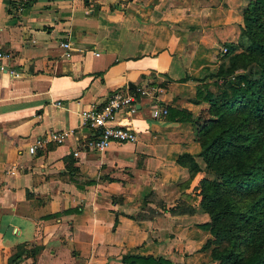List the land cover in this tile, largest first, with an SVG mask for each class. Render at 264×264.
<instances>
[{
    "label": "crops",
    "instance_id": "1",
    "mask_svg": "<svg viewBox=\"0 0 264 264\" xmlns=\"http://www.w3.org/2000/svg\"><path fill=\"white\" fill-rule=\"evenodd\" d=\"M248 1L0 0L8 55L0 60V264H124L123 256L146 255L217 264L200 249L210 234L197 226L208 217L198 209L206 175L194 124L176 117L206 107L192 100L196 85L212 79L224 43L237 41ZM144 83L155 98L116 115L136 140L82 147L81 111L114 88ZM153 100L165 114L151 116ZM62 128L72 130L62 142H37ZM180 153L199 167L192 178L175 161ZM178 200L193 212L162 208Z\"/></svg>",
    "mask_w": 264,
    "mask_h": 264
},
{
    "label": "trees",
    "instance_id": "2",
    "mask_svg": "<svg viewBox=\"0 0 264 264\" xmlns=\"http://www.w3.org/2000/svg\"><path fill=\"white\" fill-rule=\"evenodd\" d=\"M241 21L237 41L224 43L221 56L227 63L220 61L211 74L210 81H220L229 93L222 89L215 97L210 81L196 85L192 100H203L206 107L192 119L176 117L193 122L204 169L217 175L202 176L196 185L198 209L208 217L197 226L210 234L200 249H208L217 264H264V0H249L241 10ZM175 161L191 178L199 170L188 153L178 154ZM162 208L193 212L180 200ZM39 250L33 248V259ZM122 261L179 264L151 255L123 256Z\"/></svg>",
    "mask_w": 264,
    "mask_h": 264
},
{
    "label": "built area",
    "instance_id": "3",
    "mask_svg": "<svg viewBox=\"0 0 264 264\" xmlns=\"http://www.w3.org/2000/svg\"><path fill=\"white\" fill-rule=\"evenodd\" d=\"M64 47L69 44L67 41L60 43ZM225 48L222 49V52ZM67 54V52H66ZM8 57L7 53L0 49V60ZM8 73L17 75L13 69L6 68ZM155 87L150 83L135 86L132 89L114 88L107 93L101 102H92L89 106L81 111V125L87 132L81 146L90 150H103L112 142H134L136 140L135 131L122 123L116 122V115L119 112L131 114L136 111L141 97H148L150 100L155 98ZM56 104H59L56 102ZM167 111L163 105L156 104L155 100L151 104V116H159ZM71 129H51L44 136L39 137L38 143L54 142L60 143L71 135ZM34 143L27 147L32 152ZM75 155L76 152L73 151Z\"/></svg>",
    "mask_w": 264,
    "mask_h": 264
},
{
    "label": "rangeland",
    "instance_id": "4",
    "mask_svg": "<svg viewBox=\"0 0 264 264\" xmlns=\"http://www.w3.org/2000/svg\"><path fill=\"white\" fill-rule=\"evenodd\" d=\"M223 47L225 48V46L223 45ZM237 50H240L239 48L237 49ZM222 54V53H221ZM220 61H222V63H224V64H226L227 63V58H223L222 56H220L219 57V61H218V63L220 62ZM218 63H217V65H218ZM217 68V66H213L212 68H211V70L209 71V74H208V76L209 77H211V74H213V72L215 71V69ZM212 78V77H211ZM219 83L220 84H214V83H212L211 81L209 82V89L212 91V93H213V95L215 96V97H220V94H221V92H222V89H225V91L227 92V93H229V89L228 88H222V83L219 81ZM204 171V173H205V175L209 178V179H211V178H216L217 177V175L216 174H214L213 172H211V171H209V170H207V169H204L203 170ZM148 197V196H147ZM180 201H183V202H185L184 200H180ZM199 208V207H198Z\"/></svg>",
    "mask_w": 264,
    "mask_h": 264
},
{
    "label": "water",
    "instance_id": "5",
    "mask_svg": "<svg viewBox=\"0 0 264 264\" xmlns=\"http://www.w3.org/2000/svg\"><path fill=\"white\" fill-rule=\"evenodd\" d=\"M131 87H133V85H131Z\"/></svg>",
    "mask_w": 264,
    "mask_h": 264
}]
</instances>
